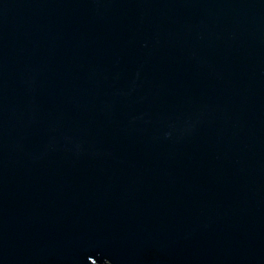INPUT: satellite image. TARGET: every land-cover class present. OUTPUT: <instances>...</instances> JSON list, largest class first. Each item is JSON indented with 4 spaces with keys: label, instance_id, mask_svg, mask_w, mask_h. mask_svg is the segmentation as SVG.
Instances as JSON below:
<instances>
[{
    "label": "water",
    "instance_id": "obj_1",
    "mask_svg": "<svg viewBox=\"0 0 264 264\" xmlns=\"http://www.w3.org/2000/svg\"><path fill=\"white\" fill-rule=\"evenodd\" d=\"M0 264H264V0H0Z\"/></svg>",
    "mask_w": 264,
    "mask_h": 264
}]
</instances>
